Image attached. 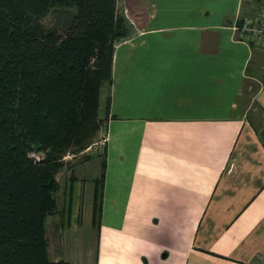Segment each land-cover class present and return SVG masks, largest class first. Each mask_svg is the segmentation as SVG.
<instances>
[{
    "label": "crops",
    "instance_id": "crops-1",
    "mask_svg": "<svg viewBox=\"0 0 264 264\" xmlns=\"http://www.w3.org/2000/svg\"><path fill=\"white\" fill-rule=\"evenodd\" d=\"M259 2L136 0L100 94L105 156L92 176L94 158L70 169L68 224L51 231L87 219L94 249L55 261L264 264V40L235 26Z\"/></svg>",
    "mask_w": 264,
    "mask_h": 264
},
{
    "label": "trees",
    "instance_id": "trees-1",
    "mask_svg": "<svg viewBox=\"0 0 264 264\" xmlns=\"http://www.w3.org/2000/svg\"><path fill=\"white\" fill-rule=\"evenodd\" d=\"M118 1L0 0V264H74L50 259L46 222L58 174L73 167L65 157L92 146L106 121L101 89L131 35ZM56 8L74 10L62 32L43 24ZM101 196L97 187L95 220Z\"/></svg>",
    "mask_w": 264,
    "mask_h": 264
},
{
    "label": "rangeland",
    "instance_id": "rangeland-1",
    "mask_svg": "<svg viewBox=\"0 0 264 264\" xmlns=\"http://www.w3.org/2000/svg\"><path fill=\"white\" fill-rule=\"evenodd\" d=\"M136 0H119L118 1V13L121 16L131 17L132 20H134L133 16L137 11L139 14H143V8H136L135 7ZM132 4V5H131ZM131 5V7H129ZM138 9V10H137ZM74 10L66 9V8H56L50 11V13L43 19V24L47 28H55L59 31L64 30L65 23L67 19L69 18V14L73 13ZM129 30L131 33V30L134 27V23L130 22L127 19ZM132 28V29H131ZM252 98H248V100L251 101ZM104 126V125H103ZM103 135V127L98 133V136L96 137L95 143L98 142ZM106 151V150H105ZM89 153V154H88ZM88 153L82 152L78 156L76 155H68L65 157V162L69 163L68 165H79L84 164L88 160L87 157H91V159H95L91 164L86 165L88 173L92 176L95 174V169L97 166V162L101 160V157L104 156V154H99L96 150V148H92L91 151ZM90 159V160H91ZM100 164V162H99ZM67 165V166H68ZM70 167L68 166L63 170L59 175V182L61 184V190L58 195L59 204H60V214L57 213V215H54L52 218L49 217L46 222V228L48 230V238H49V255L50 259L52 261H55V259H59L58 255H60V252L62 251V255L60 259H67L68 261L82 263L86 262L91 258L92 250L94 249V235L93 231L89 229L88 221L87 219L84 220V225L82 226V223L79 224L78 222L74 221V219L70 218V224L68 227H66V230L63 234L62 241L60 242L59 239L52 238L51 239V231H54V225L56 220H60V218L65 217L64 221L67 223L66 219V200L68 198L69 193V186H70V179L69 176L71 175ZM89 175V177H91ZM87 204H88V197H87V190L86 195L84 197V207H85V214L87 213ZM63 212V213H62ZM80 226V227H78Z\"/></svg>",
    "mask_w": 264,
    "mask_h": 264
},
{
    "label": "built area",
    "instance_id": "built-area-1",
    "mask_svg": "<svg viewBox=\"0 0 264 264\" xmlns=\"http://www.w3.org/2000/svg\"><path fill=\"white\" fill-rule=\"evenodd\" d=\"M236 29L241 33V36L250 41L264 40V0H260L257 7V16L255 19L245 20L242 27ZM108 142V135L105 130L101 139L87 148L84 152L88 153L92 148H96L98 155L104 154ZM89 154V153H88ZM32 157L39 158L38 155L32 154Z\"/></svg>",
    "mask_w": 264,
    "mask_h": 264
}]
</instances>
